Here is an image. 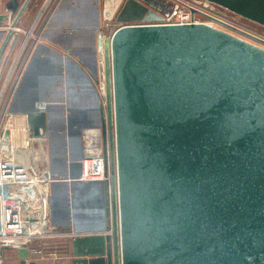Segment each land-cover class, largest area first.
Here are the masks:
<instances>
[{
	"label": "water",
	"instance_id": "95a60500",
	"mask_svg": "<svg viewBox=\"0 0 264 264\" xmlns=\"http://www.w3.org/2000/svg\"><path fill=\"white\" fill-rule=\"evenodd\" d=\"M206 1L264 27V0ZM30 2L10 0V17L0 15V27L11 23L1 33L0 62ZM95 2L87 28L104 64L106 110L95 75V122L81 123L65 101H50L54 86L68 79V65L50 55L32 57L11 106L27 117L32 138L46 140L50 111L62 106L69 154L54 184L99 194L104 225L86 230L75 219L76 192L72 197L66 230L75 234L73 264H264V49L246 41L264 47V39L191 7L232 33L164 24L175 9L169 0H104L102 10ZM101 16L122 24L111 38ZM73 25L62 30L79 33ZM94 128L102 130L109 179L81 183L82 135ZM42 159L62 161L48 149ZM18 254L21 264H36L29 248Z\"/></svg>",
	"mask_w": 264,
	"mask_h": 264
},
{
	"label": "built area",
	"instance_id": "2783aa9c",
	"mask_svg": "<svg viewBox=\"0 0 264 264\" xmlns=\"http://www.w3.org/2000/svg\"><path fill=\"white\" fill-rule=\"evenodd\" d=\"M169 1L175 4V9L169 17H166L164 24L206 25L223 29L215 20L193 13L189 8L225 21L213 13L202 8H195L184 0ZM1 6L2 0H0V8ZM44 12L42 10L39 16H43ZM7 15L10 17L11 14ZM38 20L32 24L29 31L14 29L17 33L22 32L24 41L11 63L9 75L0 95V101H2L4 94L6 95L11 86L0 122V264L3 263V254L6 250H19L24 247L29 248L30 253L34 255L56 256L55 253L47 252L43 248V243L54 240L57 235H63V233L55 232L51 221V186L57 181L56 177L49 169L38 170V166L43 163L42 153L48 149L47 140L32 138L27 117L11 112L13 100L31 60L29 54L43 42V34L35 33ZM9 23L10 19L6 31L10 29ZM111 25L107 22L106 26L115 29L112 37L122 24L118 23L115 27ZM30 43L31 47L27 49ZM41 106L43 104L39 107ZM21 119L22 124L19 123ZM94 131L90 129L83 132L82 140L83 142L85 140L83 151L86 158L81 160L82 172L78 179L81 183H97L109 179L106 174L102 130H99V136ZM18 134H21L22 138L19 139ZM99 138H101L100 144ZM34 145H37V150L34 149ZM28 187L32 189L31 194L24 192V189Z\"/></svg>",
	"mask_w": 264,
	"mask_h": 264
},
{
	"label": "crops",
	"instance_id": "0c3cea01",
	"mask_svg": "<svg viewBox=\"0 0 264 264\" xmlns=\"http://www.w3.org/2000/svg\"><path fill=\"white\" fill-rule=\"evenodd\" d=\"M81 1L87 2L88 5L86 4L84 10L79 12V14L76 16L81 20V22L79 21L78 23L87 25L86 16L88 15L89 10H91L90 7L93 5L95 0ZM69 18L70 13L65 17V19L69 21ZM19 24L22 25L19 27V29L23 31H29L32 27L30 26L29 29L25 27L27 25H25L26 21L23 17L19 21ZM85 28L87 27L85 26ZM58 34L59 33L54 30L51 33H48V35L45 37L42 36L43 42L38 44L36 47V49L39 51H37L36 54L33 53L34 51L30 53V59H32L34 55L41 57L50 55L58 62L59 65H63L62 67L65 66L66 68V65H68L67 69L62 71L64 77L68 79H64L65 82L63 81L62 83L60 82L56 84L54 89L48 95V99L56 103L61 102L62 100L65 101L66 107H70L71 112L75 113L76 119L80 120L81 123L95 122L97 120V115L94 110L95 95L93 93L91 83L89 82V79H91V81L94 83L92 75H95L100 79L99 84H94L101 97L103 107L106 110L105 84L102 81L104 79V64L99 61L95 37L94 40H92L91 33H88V35L68 33V36L66 34L63 35V32L60 33L59 36ZM67 56L72 59V62L68 63L66 58ZM53 107L55 108L54 110H58V112L62 113V106L56 105ZM50 112L52 114V109ZM97 114H99L98 111ZM60 123L62 122L60 121ZM60 128H63L61 124ZM51 173L55 175L53 169L51 170ZM68 189L72 190L70 196L67 194ZM90 189L91 188H89L87 185H85L83 188H80L78 185L68 186V184L66 185L65 183L52 184L51 199L53 204H55L51 209L54 211V214L51 215L53 223L52 226L54 227V230L61 229L59 233H63L65 237L69 238L68 243L66 244V252L64 255L59 254V249L62 247H57L56 242L54 244L56 247L50 246L47 248L48 250H46L47 252L55 253L56 256H40L31 254L32 261H35L36 264H73L74 258L72 255L71 240L74 238L75 234L74 232L70 233V231L66 230V228L67 223L72 219L73 214L71 201L75 192L77 195L76 200L78 202V209L76 210L77 214L75 219L79 224V227L86 230L90 227L98 228L104 225L101 200H97V195L93 191L92 194L89 195L88 191ZM106 222L109 223V220ZM64 227L65 230H63ZM2 264H21L18 250H6L3 254Z\"/></svg>",
	"mask_w": 264,
	"mask_h": 264
},
{
	"label": "rangeland",
	"instance_id": "374dc122",
	"mask_svg": "<svg viewBox=\"0 0 264 264\" xmlns=\"http://www.w3.org/2000/svg\"><path fill=\"white\" fill-rule=\"evenodd\" d=\"M9 1L10 0H2V6L0 8V14L2 12H3V14L5 13V7H6L5 5ZM17 1L25 2L26 0H17ZM184 1L188 2L191 6H193L195 8H202L204 10H207V11L213 13L214 15L218 16L219 18H222L226 22H228V23H230V24H232L238 28H241V29L253 34V35H256V36L264 39V27L257 24V23H254L252 21L244 19V18H242V17L218 6V5L208 4L207 2H204L202 0H184ZM103 2H104V0H98V3H99L98 8L100 10H102V8H103ZM86 4H87V2L81 1V0H50L49 2H48V0H32L29 8L27 9L26 13L23 16V18L26 21L25 25H27L25 27H27L29 29L30 26H32V24L36 20L39 19L37 21L38 24H37V28H36V32H35L36 34L41 32L43 34V36L45 37L46 35H48V33H51L52 31L56 30L57 33H59L58 36L62 32H63V35L66 34L68 36L69 35L68 33H70L69 31H61V30L63 28L68 30L70 28L75 27L72 24V22L74 19L78 20V17L76 15L79 14V12H81L82 10H84V7L86 6ZM95 5H96V2H93V5L90 7V9L95 10L97 12L98 9ZM42 10H44L45 12H44L43 16L40 17L39 15H40V12ZM91 10H89V12H88V15H87L88 17L86 16V18H87L86 24L87 25H84L86 27L89 25L88 21H91V19H92ZM69 13H70L69 21L71 20V22H69L67 19H65V17ZM106 25H107V22H105L101 16L100 17V27L104 33V36H106V38H110L112 35V32L115 29L108 27ZM9 26H11V23H9ZM21 26L22 25L18 24L16 29L18 30L19 27H21ZM84 26H77V28L84 27ZM6 28H8V21L0 27V39H2V40H0V43H2V41L4 40V37H5V36L2 37L1 33H5ZM17 30L16 31L13 30L14 35L12 37L11 42L8 44V46L4 52V56H3L1 64H0V95L3 92L5 81L9 75L11 63L14 60L15 56L17 55L18 50L24 41V36L22 35V32L17 33ZM79 30L81 31L82 29L80 28ZM221 30L232 33V31H228L224 28ZM81 32H79L78 34H80ZM70 34H73V33H70ZM234 35H236V34H234ZM94 37H95V33L93 30L92 31V40H94ZM246 41L264 49V47L261 45H258V43H255V42H253L251 40H247V39H246ZM30 47H31V43L29 44L27 49H29ZM25 53L27 54V51ZM10 88H11V86L8 88L6 95L4 94L3 100L0 101V122H1V117L4 113L6 103H7V98H8L9 92H10ZM54 109L55 108L53 107L52 108V114H51V120L49 123V127L51 125L54 127L52 130L54 135L51 136V138L49 140H47V146H48V152H49L50 158L56 157V159L62 160V162H56L53 164L52 161H43V163L40 166H42L43 169H50V171L53 169V171L55 172V177L62 180L64 178V171H65V166L63 164L66 161V156H68V154H69L68 145H65V141H64V130H65V124L66 123H65V120L63 119V115H64L63 110L61 113V112H58V110H54ZM60 116L62 119L60 118ZM95 120H96V116H95ZM60 121L63 124L60 123ZM59 123L62 125L63 128L59 127V125H60ZM94 130H95L94 132H97L96 135L99 136V134H100L99 130L100 129H97V130L94 129ZM92 131H93V129H92ZM18 137H19V139L22 138L21 134H18ZM82 138H83V135H82ZM102 139H103V135H102ZM100 143H101V138H99V144ZM59 144L62 145L63 151L61 149L59 151L61 154L58 153ZM102 145H103V141H102ZM84 146H85V140L83 142V148H84ZM34 149H35V147H34ZM35 150H37V148ZM60 163H61V165H60ZM96 195H97V192H96ZM98 195L96 197L97 200L100 199V197H98ZM51 221H52V219H51ZM53 229H54V227H53ZM57 234H62V233H57ZM68 240H69V238L65 237L64 234L60 235V236L57 235L55 237V239L53 240L54 243L57 242L56 243L57 247H62L61 249H59V254L64 255V253L66 252V244L68 243ZM54 247H56V246L54 245Z\"/></svg>",
	"mask_w": 264,
	"mask_h": 264
},
{
	"label": "flooded vegetation",
	"instance_id": "af4514ba",
	"mask_svg": "<svg viewBox=\"0 0 264 264\" xmlns=\"http://www.w3.org/2000/svg\"><path fill=\"white\" fill-rule=\"evenodd\" d=\"M19 3H20V5L22 6L25 2H20V1H18ZM31 2H32V0H31ZM31 2H30V4H31ZM30 4L28 5V8H29V6H30ZM6 6V5H5ZM8 14V12H7V10H6V7H5V13L3 14V12L0 14V15H7ZM91 17H92V19H91V21H88V24H90V22H92L93 23V21L96 19V11L95 10H91ZM81 22V20L78 18V20H75V22L76 23H78V22ZM86 21H87V19H86ZM80 24V26H82V24L81 23H79ZM112 25V27H115L118 23L117 22H113V23H111ZM81 28V27H80ZM84 30V31H83ZM82 31V32H81ZM80 32V35H83V34H86V35H88V33H91L92 34V29L91 28H84V29H82ZM95 33V32H94ZM1 44L2 43H0V47H1ZM7 48V47H6ZM5 52V51H4ZM2 61V60H1ZM0 64H1V62H0ZM59 127H60V125H59ZM53 126L51 125L50 126V132H51V135L53 136L54 135V133H53ZM63 143V142H62ZM61 143V144H62ZM61 144H59V147H58V153H60L59 151H60V149L62 150V145ZM63 151V150H62ZM61 154V153H60ZM61 156V155H60ZM62 162V161H61ZM60 165H61V163H60ZM64 165V164H63Z\"/></svg>",
	"mask_w": 264,
	"mask_h": 264
},
{
	"label": "trees",
	"instance_id": "16d2710c",
	"mask_svg": "<svg viewBox=\"0 0 264 264\" xmlns=\"http://www.w3.org/2000/svg\"><path fill=\"white\" fill-rule=\"evenodd\" d=\"M51 241H46V242L43 243V248H45V250H48L47 248H49L50 246H54L55 243L53 242V240H51Z\"/></svg>",
	"mask_w": 264,
	"mask_h": 264
},
{
	"label": "bare ground",
	"instance_id": "6f19581e",
	"mask_svg": "<svg viewBox=\"0 0 264 264\" xmlns=\"http://www.w3.org/2000/svg\"><path fill=\"white\" fill-rule=\"evenodd\" d=\"M19 123H20V124H22V123H23L22 119L19 121Z\"/></svg>",
	"mask_w": 264,
	"mask_h": 264
}]
</instances>
